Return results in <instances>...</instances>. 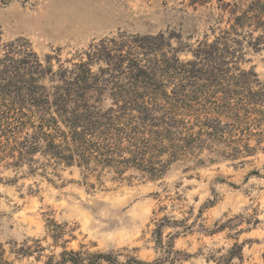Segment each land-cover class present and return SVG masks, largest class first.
Returning <instances> with one entry per match:
<instances>
[{
    "label": "rangeland",
    "instance_id": "rangeland-1",
    "mask_svg": "<svg viewBox=\"0 0 264 264\" xmlns=\"http://www.w3.org/2000/svg\"><path fill=\"white\" fill-rule=\"evenodd\" d=\"M221 7L191 0H0V39L30 46L57 71L103 39L164 33L186 63L200 42L230 28L229 8ZM244 53L222 87L203 83L205 108L174 113L189 128L182 136L192 132L197 140L177 158L158 155L155 162L166 165L155 178L134 168L122 175L106 169L86 181L77 166L46 174L1 164L3 259L72 264L63 254L73 251L85 260L110 256L96 264H264V43ZM223 87L236 94L226 97ZM112 98L108 91L96 106L107 111Z\"/></svg>",
    "mask_w": 264,
    "mask_h": 264
},
{
    "label": "trees",
    "instance_id": "trees-1",
    "mask_svg": "<svg viewBox=\"0 0 264 264\" xmlns=\"http://www.w3.org/2000/svg\"><path fill=\"white\" fill-rule=\"evenodd\" d=\"M212 1L221 3L223 10L229 8L232 24L212 42H200L192 51L193 60L186 63L164 33L103 39L85 57L70 66L61 64L57 71L49 61L45 66L30 46L18 41L2 44L0 39V165L28 164L32 172L46 174L77 166L86 172V181L95 174L99 179L106 169L122 175L134 168L157 177L166 165L155 162L158 155L177 158L197 140L192 132L182 136L189 128L174 113L205 108L208 92L203 83L222 87L225 77H232L229 67L244 60L246 47L256 52L264 43V35L254 36L264 30V0L191 3ZM46 79L51 88L43 83ZM168 86H173L171 92ZM222 89L226 97L236 94ZM108 91L113 105L102 111L96 104ZM3 255L0 264H10ZM63 255L72 264L110 261L106 254L88 260L73 251ZM133 262L159 264H129Z\"/></svg>",
    "mask_w": 264,
    "mask_h": 264
}]
</instances>
